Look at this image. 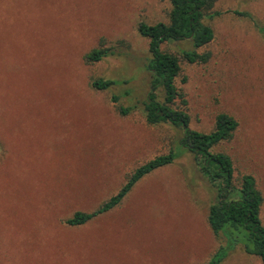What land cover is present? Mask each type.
Here are the masks:
<instances>
[{
	"label": "rangeland",
	"instance_id": "374dc122",
	"mask_svg": "<svg viewBox=\"0 0 264 264\" xmlns=\"http://www.w3.org/2000/svg\"><path fill=\"white\" fill-rule=\"evenodd\" d=\"M169 10L168 0H0V264H203L224 244L207 223L213 189L187 153L111 210L66 223L181 136L147 124L142 110L148 40L137 26L167 22ZM207 13L214 37L199 51L210 59L180 60L177 105L198 131H211L219 113L237 120L213 151L230 156L236 178L254 176L264 225V0H215ZM101 40L113 53L86 63ZM179 48L190 46L162 45ZM94 78L120 83L98 91ZM116 104L132 110L121 115ZM219 264L261 262L237 246Z\"/></svg>",
	"mask_w": 264,
	"mask_h": 264
},
{
	"label": "trees",
	"instance_id": "16d2710c",
	"mask_svg": "<svg viewBox=\"0 0 264 264\" xmlns=\"http://www.w3.org/2000/svg\"><path fill=\"white\" fill-rule=\"evenodd\" d=\"M170 10L167 22L148 24L140 21L138 32L147 38L148 57L146 70L149 74V88L142 102L145 121L150 125L169 124L181 131L167 153L160 154L132 170L119 190L91 212L76 211L66 220L70 226L82 225L95 216L117 206L135 183L152 171L171 164L176 158L187 153L198 173L213 189V198L207 211V223L217 237L222 236L220 245L209 260L203 264H219L228 251L237 246L264 264V225L260 219L262 195L256 180L249 173L239 178L234 176L230 156L213 148L232 138L238 126L237 120L228 113L215 116L213 129L202 132L189 126L190 117L184 108V93L177 87L176 78L180 74V60L188 63H206L210 59L208 51H199L214 37L211 26L204 22L215 0H168ZM258 31L264 34V27ZM185 43L189 49L179 48V55L162 49V45ZM113 53V48L101 40L97 47L84 55L86 63H94ZM120 82L113 79L94 78L90 86L98 91L108 90ZM161 93V98L159 96ZM127 94V92H125ZM111 101L118 103L119 96L112 94ZM117 105L119 114L126 115L131 107Z\"/></svg>",
	"mask_w": 264,
	"mask_h": 264
}]
</instances>
